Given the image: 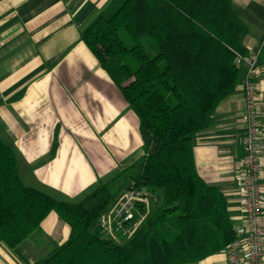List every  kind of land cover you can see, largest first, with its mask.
Here are the masks:
<instances>
[{
  "label": "trees",
  "instance_id": "1",
  "mask_svg": "<svg viewBox=\"0 0 264 264\" xmlns=\"http://www.w3.org/2000/svg\"><path fill=\"white\" fill-rule=\"evenodd\" d=\"M247 29L231 0H112L80 38L136 114L143 153L69 202L24 185L0 140V241L16 247L54 211L69 235L33 264H193L224 248L234 238L227 199L198 174L193 137L242 80ZM132 187L160 200L116 243L99 219Z\"/></svg>",
  "mask_w": 264,
  "mask_h": 264
},
{
  "label": "crops",
  "instance_id": "2",
  "mask_svg": "<svg viewBox=\"0 0 264 264\" xmlns=\"http://www.w3.org/2000/svg\"><path fill=\"white\" fill-rule=\"evenodd\" d=\"M111 1L0 0V140L14 152L23 184L57 200L77 202L143 153L136 114L80 38ZM231 5L248 28L242 45L260 49L254 80L264 134V0ZM244 108L240 82L193 137L196 170L225 195L233 229L244 219L237 143ZM260 190L264 202V157ZM69 231L51 211L16 247L0 241V264H33ZM193 264H228L226 246Z\"/></svg>",
  "mask_w": 264,
  "mask_h": 264
},
{
  "label": "built area",
  "instance_id": "3",
  "mask_svg": "<svg viewBox=\"0 0 264 264\" xmlns=\"http://www.w3.org/2000/svg\"><path fill=\"white\" fill-rule=\"evenodd\" d=\"M260 49L235 61L243 67L241 87L245 102V128L237 137L242 150L241 198L243 223L234 228V238L226 245L228 264H264V211L260 174L264 157V134L258 119L259 98L254 80ZM160 198L145 188H126L100 217L104 235L116 243L133 236Z\"/></svg>",
  "mask_w": 264,
  "mask_h": 264
},
{
  "label": "water",
  "instance_id": "4",
  "mask_svg": "<svg viewBox=\"0 0 264 264\" xmlns=\"http://www.w3.org/2000/svg\"><path fill=\"white\" fill-rule=\"evenodd\" d=\"M100 220V219H99Z\"/></svg>",
  "mask_w": 264,
  "mask_h": 264
}]
</instances>
